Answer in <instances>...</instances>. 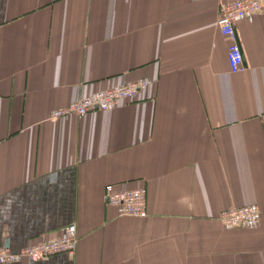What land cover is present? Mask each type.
<instances>
[{
  "label": "crops",
  "instance_id": "obj_1",
  "mask_svg": "<svg viewBox=\"0 0 264 264\" xmlns=\"http://www.w3.org/2000/svg\"><path fill=\"white\" fill-rule=\"evenodd\" d=\"M234 0H0V249L76 225L74 256L15 264H264V15ZM149 79L136 101L49 119L90 93ZM144 187V218L105 188ZM256 205L258 223L218 215Z\"/></svg>",
  "mask_w": 264,
  "mask_h": 264
},
{
  "label": "built area",
  "instance_id": "obj_2",
  "mask_svg": "<svg viewBox=\"0 0 264 264\" xmlns=\"http://www.w3.org/2000/svg\"><path fill=\"white\" fill-rule=\"evenodd\" d=\"M254 15H264V0H234L221 5L218 18L220 34L228 41L227 60L232 73L245 69L243 52L238 39L236 25L239 21ZM153 81L140 79L138 81L111 87L103 91L90 93L68 106L56 109L49 119L57 120L70 116L81 117L94 111H109L121 104L136 101ZM105 202L114 207L118 216L144 218L146 210V189L115 190L107 186L104 193ZM260 218L256 205L228 209L221 212L217 219L225 228H248L255 226ZM78 242L76 225L74 223L63 228L62 235L55 238L43 239L32 245H27L17 252L8 247L0 249V264H15L26 259L32 262L46 259L56 254L74 256Z\"/></svg>",
  "mask_w": 264,
  "mask_h": 264
}]
</instances>
